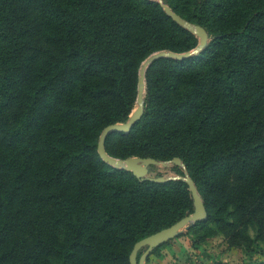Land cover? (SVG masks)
Segmentation results:
<instances>
[{"label": "trees", "instance_id": "obj_1", "mask_svg": "<svg viewBox=\"0 0 264 264\" xmlns=\"http://www.w3.org/2000/svg\"><path fill=\"white\" fill-rule=\"evenodd\" d=\"M163 2L209 42L147 68L143 115L106 152L179 157L207 211L192 246L221 236L264 264V0ZM197 43L156 0H0V264H130L193 211L185 182L140 181L97 141L135 108L146 57Z\"/></svg>", "mask_w": 264, "mask_h": 264}, {"label": "water", "instance_id": "obj_2", "mask_svg": "<svg viewBox=\"0 0 264 264\" xmlns=\"http://www.w3.org/2000/svg\"><path fill=\"white\" fill-rule=\"evenodd\" d=\"M156 1L161 5L164 12L173 21H175L178 25H180L190 33L194 34L198 38V43L193 49L185 52L159 50L146 57V59L140 64V67L138 69L135 108L132 110L126 121L112 123L102 129L97 141V152L100 158L106 164L116 169L130 171L140 181L149 180L152 182H166L169 180H181L185 182L192 197L193 211L191 213H188L178 221L174 222L170 226L162 228L136 241L129 254L130 264H146L148 256L155 248L171 239L180 236L197 221H203L207 219V211L204 202L197 190L194 181L188 175L185 165L179 157H173L170 160H157L152 157L140 156L118 158L109 155L105 149V140L110 133L120 132L127 134L131 130L132 126L142 117L145 105V74L147 68L154 61L162 58H169L174 60L187 59L201 52L209 42V36L204 27L184 19L175 11H173V9L169 5L165 4L163 0ZM158 165H161L163 167H168L169 165L177 166L182 169V174L173 176H151L149 173V167ZM139 250H142V252L137 258Z\"/></svg>", "mask_w": 264, "mask_h": 264}, {"label": "crops", "instance_id": "obj_3", "mask_svg": "<svg viewBox=\"0 0 264 264\" xmlns=\"http://www.w3.org/2000/svg\"><path fill=\"white\" fill-rule=\"evenodd\" d=\"M253 258L264 260V254ZM247 261L248 256L241 248L228 247L221 236L194 248L184 233L162 248L160 255H150L146 264H246Z\"/></svg>", "mask_w": 264, "mask_h": 264}, {"label": "rangeland", "instance_id": "obj_4", "mask_svg": "<svg viewBox=\"0 0 264 264\" xmlns=\"http://www.w3.org/2000/svg\"><path fill=\"white\" fill-rule=\"evenodd\" d=\"M174 165H169L168 167H163L161 165L158 166H154L155 169H153L150 173L151 176H173V175H177L176 171H174L173 169H171V167ZM262 249L264 251V243H261Z\"/></svg>", "mask_w": 264, "mask_h": 264}]
</instances>
